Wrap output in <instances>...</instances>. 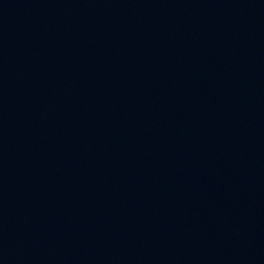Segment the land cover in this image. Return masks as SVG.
Returning <instances> with one entry per match:
<instances>
[{
	"label": "water",
	"instance_id": "obj_1",
	"mask_svg": "<svg viewBox=\"0 0 264 264\" xmlns=\"http://www.w3.org/2000/svg\"><path fill=\"white\" fill-rule=\"evenodd\" d=\"M0 264H264V0H0Z\"/></svg>",
	"mask_w": 264,
	"mask_h": 264
}]
</instances>
